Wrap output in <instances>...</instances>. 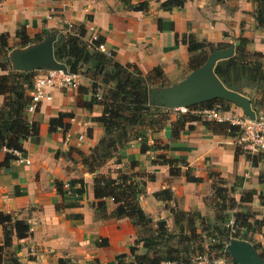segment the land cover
<instances>
[{
    "label": "crops",
    "instance_id": "0c3cea01",
    "mask_svg": "<svg viewBox=\"0 0 264 264\" xmlns=\"http://www.w3.org/2000/svg\"><path fill=\"white\" fill-rule=\"evenodd\" d=\"M165 1L0 0V34L8 36L7 46L11 48L7 58L9 71L14 70L10 57L18 48L15 38L18 28H24L30 39L42 33L47 34L45 38L53 35L54 44L58 36L74 35L82 27L81 40L86 44V54L84 58L79 56L77 65L79 70L83 62L84 69L81 74L75 72L77 86H56L47 91L50 99L39 102L30 116L37 126V135L23 140L22 152L0 166V213L8 215L11 223L21 221L28 227L26 237L17 239L13 227L6 226L9 243L3 249L4 257L18 264H57L58 260L116 264L115 257L119 255L131 261L135 256L159 254V244L148 247L142 241L145 234L142 227L132 225L127 218L111 216L114 208L111 199L104 201V209L94 207V178L113 179L120 173L140 183L137 204L150 219L151 231L161 222L166 236L185 229L188 233H202L203 230L194 226L203 222V216L216 220L208 201L214 190L213 182H221L232 193L234 206L229 210L234 221L237 214L253 215L240 222L242 236L232 239L250 244L264 263V166L258 155L240 150L237 135L214 130L210 121L197 114L199 108L190 107L187 113L176 114L158 107L132 129L141 130L142 138L131 134L92 173L83 163L105 137L96 121L101 116V108L89 101L92 83L100 73L109 71L110 62L130 72L136 69L142 76L159 68L165 82L173 86L191 72L188 68L191 59L203 58L204 52L209 55L232 47L230 58L260 65L264 73V23L258 24L250 1L183 0L180 8H163L161 4ZM140 3L146 4L142 10L135 8ZM92 34L111 53L109 59L104 58L110 62L99 65L92 61V55L100 54L88 44ZM190 37L212 49L188 52ZM238 38L246 40L244 51L239 53L235 51ZM251 52L261 56L254 57ZM6 74L8 71L0 70V76ZM259 85V90H250L253 99L245 93L249 90L238 93L249 100L254 114L264 108V83ZM107 88L106 85L102 91ZM29 90L25 91L27 98ZM2 102L3 96H0V107ZM231 111L235 117H244L241 109L232 103L223 115L229 116ZM59 114L65 116L64 128L49 130L48 120ZM24 115L26 118L25 111ZM158 145L164 148L163 154H158L162 150L157 149ZM143 146H153L154 150ZM5 153L0 150V162ZM161 155L181 161L173 166L176 168L173 173L157 159ZM18 157L28 160L29 164L17 162ZM76 180L82 182L81 194L75 193L78 184L71 183ZM56 186L61 187V194ZM162 190L169 195L165 201L153 195ZM175 215H184L185 220H178ZM184 222L186 228L182 226ZM211 230L216 236L214 229ZM3 242L4 229L0 225V246Z\"/></svg>",
    "mask_w": 264,
    "mask_h": 264
},
{
    "label": "trees",
    "instance_id": "16d2710c",
    "mask_svg": "<svg viewBox=\"0 0 264 264\" xmlns=\"http://www.w3.org/2000/svg\"><path fill=\"white\" fill-rule=\"evenodd\" d=\"M123 3H128L130 0H120ZM254 6L255 16L259 25L264 23V0H248ZM183 0H167L161 4L163 8L178 7L182 6ZM145 3L138 4L135 8L138 10L144 9ZM47 34L42 33L36 35L31 39L26 35L24 28H18L15 32V38L18 40L17 47L25 48L29 44L39 43L43 41ZM84 31L82 27L76 29L74 35H66L63 39V44L57 43L58 40L53 44V55L57 61L63 62L68 68L69 73H75L77 71V65L80 63V55L84 57L85 54V43L82 37ZM6 34H0V52L6 53L11 50L7 46ZM238 44L235 48L236 52H242L245 48V39L238 38ZM100 43L99 40L93 42L91 45ZM85 44V45H84ZM209 48L203 43L194 41L191 37L187 42L186 49L188 52L201 50L203 48ZM218 48H225L220 46ZM252 56L260 57L261 55L256 52H251ZM1 56V55H0ZM92 61L99 65H104L107 62L104 60V56L101 54H94L91 56ZM205 58H195L188 62V68L190 71L197 69ZM236 62V58H229L227 60L219 61L215 64L214 74L222 82V84L229 90L237 93H241L244 88L252 87L256 85V82L261 87L264 83V73L260 65L251 64L249 62ZM112 74L108 78L101 80L102 84L110 83L111 87L107 88L101 94V98L97 104L101 108V116L97 118V122L102 126L105 137L100 140L99 146L91 150L90 155L83 161L88 172L92 173L100 165H102L108 158L111 157L112 152H115L116 147L121 146L131 137H141V130L132 129L138 127L151 112L157 110L158 107L147 105V86L162 83L164 77L159 68H154L146 76H142L136 69L128 70L126 67H122L116 62H110L109 65ZM10 66L6 60L0 62L1 71H9ZM31 72H11L6 75L0 76V96H3V102L0 107V150H5L6 153L0 166L5 165L10 160L15 159L12 152L21 153L22 147L21 142L30 137L37 135V126L32 123L27 125L25 122L24 108L27 104L28 98L25 91L29 88V76ZM135 77V79L133 78ZM142 78V80L140 79ZM261 80H263L261 85ZM135 81V82H134ZM162 86L163 84H159ZM224 106L226 110L230 103L221 99H213L205 101L199 105L200 110L212 109L214 106ZM222 110V111H224ZM64 115L59 114L57 118H51L48 120V129L52 130L55 127L64 128L62 119ZM213 124L214 130L219 132L228 131L233 135H237V127L230 126L227 123H215L210 122V126ZM156 129V128H155ZM113 136L116 138L114 139ZM143 140V139H141ZM144 149L147 147L143 146ZM154 150V147L151 148ZM162 149L164 148H157ZM160 163L167 165L170 169V173L174 172V165H177L181 161L168 159L165 156H157ZM130 176L125 174H117L115 178L96 177L93 180V197L94 207L96 210L104 209L105 200L111 199L114 204V208L111 212V216L115 219L127 218L131 221L132 225L140 226L144 229V233L150 232L153 236L152 240L143 237L145 245L150 247L158 244L155 242L160 239L161 236L165 235L163 229V223L157 222V229L151 231L150 219H148L140 207L137 204V196L139 193L138 186L139 182L129 179ZM190 181H197L195 178H190ZM72 185L78 184L75 190L76 194H81L83 191L81 180L71 182ZM56 191L61 194V187L56 186ZM154 197H158L161 200H167L169 195L167 191L162 190L154 193ZM0 225L4 229V242L0 246V264H18L14 259L4 257L3 249L9 243L8 237L5 235L6 226H12L17 239L26 237L28 233V227L21 221H15L11 223L8 215L0 213ZM146 229V230H145ZM220 236L223 238L222 241L228 240L229 235L227 231H221ZM240 235H233L232 238H238ZM154 241V243H152ZM154 244V245H153ZM224 244H216L211 246L219 256L228 257L227 251L224 249ZM133 248L130 249L132 252ZM125 255H119L115 257L116 264H161L163 262H172L168 256L160 257L156 254L152 256L143 255L134 257L131 261H125ZM232 263V262H231ZM57 264H75L68 260H58ZM233 264V263H232Z\"/></svg>",
    "mask_w": 264,
    "mask_h": 264
},
{
    "label": "water",
    "instance_id": "95a60500",
    "mask_svg": "<svg viewBox=\"0 0 264 264\" xmlns=\"http://www.w3.org/2000/svg\"><path fill=\"white\" fill-rule=\"evenodd\" d=\"M54 39L53 35H49L43 41L27 49L13 51L10 57L13 69L23 72L44 69L66 72L64 64L54 58ZM232 52V47L211 52L197 69L192 70L177 85L165 90L148 91V104L171 109L192 107L205 101L221 99L237 105L243 116L253 120L254 112L250 109L249 100L237 92L227 89L214 74L215 64L230 58ZM225 250L234 264H264L255 254L252 246L245 242L229 239L225 245Z\"/></svg>",
    "mask_w": 264,
    "mask_h": 264
},
{
    "label": "rangeland",
    "instance_id": "374dc122",
    "mask_svg": "<svg viewBox=\"0 0 264 264\" xmlns=\"http://www.w3.org/2000/svg\"><path fill=\"white\" fill-rule=\"evenodd\" d=\"M63 39H65V36L64 37L62 35L58 36L57 43L63 44ZM33 45H35V44H30V45L26 46L25 48H15L14 51L24 50V49H27V48L33 46ZM10 51L6 53V57H3L4 56L3 51L0 52V55H1L0 56V62H3L4 60H6L8 58V56H10ZM85 54H83V55H85ZM102 56H104V58L109 59V57L105 56L104 54ZM202 56H203V58L206 59V57L208 56L207 52L202 53ZM58 62H60V61H58ZM81 69L82 70L84 69L83 62H81L80 68H79V70H77V73L81 74V72H82ZM11 72H14V70L12 71V69H11L10 71H8V73H11ZM37 73H38L37 71H31V74L29 76V82L30 83L32 81V77L34 75H36ZM108 73L109 74L111 73L110 68H109L108 72H105L103 74L100 73L99 78H97L95 83H92L91 88H90V90H91V98L89 101L90 104H97V102H99V100L101 98V94L104 92L102 90H104L106 85L108 87L112 86V84H110V83H107L105 85L101 83V80L109 77V75L106 76V74H108ZM133 78L135 79V77H133ZM140 79L142 80L141 77H140ZM262 82H263V80H261V84H262ZM30 83H29V85H30ZM159 84H163V85L160 86ZM251 86L252 87L242 89V90H249L248 92L245 91V93L247 95H249L250 98L253 99L254 95L250 92V90L251 89L252 90H259V87H258V85H251ZM169 87H171V86L169 84H167L164 80L162 83H157L155 85L147 86L146 90H148V91L149 90H160V89L165 90V89H168ZM98 90H100V91H98ZM148 91H147V99H148ZM95 92L99 96L98 95L96 96ZM200 104L201 103L196 104L192 107L199 108ZM217 107L220 110H224V106L217 105ZM188 108H190V107H187V109ZM231 112L232 113L230 115L233 118L234 117L233 111H231ZM256 112H257V108H256ZM113 138L115 139L116 137L113 136ZM157 147L159 148V145ZM162 152H163V150H158V154H163ZM115 153H113V155H115ZM213 187H214V190H213L211 196L209 197L210 199H209L208 203L212 209L213 217L216 218V220L212 221V220H210V217L203 216L201 218L203 220V222L200 223L201 222L200 221L199 224L197 222V225L194 226L195 229H198V230L200 229V231L203 230V232L201 231L202 233H200V232L195 233V231H194V233L192 231H190L188 233L187 229H185V231H178L176 234H172V233L168 234L167 233L169 236H166V235H165V237L161 236L159 240L155 241V242H158V244H159V254H158V252H156L158 256L163 257V258L168 256L174 264H194V263L198 262V258L205 257L206 259H215L218 257L217 256L218 253L214 249H211V246H214L216 244H220L221 242H223V244L226 245L227 241L229 239H232L233 235L242 236L241 231H239L240 230V228H239L240 222L244 219V217H251L252 218L253 215L251 213H248V212L247 213L245 212L241 215L237 214V218H236L237 221L235 222L234 218L232 216L233 213H231L229 210V208L232 209V207L234 206V203L232 200V198H233L232 193L228 192L227 189L223 188L222 183L219 181L213 182ZM175 218H177L178 220L180 218H182V220L183 219L185 220L184 215H175ZM182 224H183L182 226H185V228H186L185 222ZM253 225H256V224H254V222H253ZM212 228L214 229L215 233L217 234L216 236L212 235L213 234V232L211 230ZM224 230H226L227 234L229 235V238L227 241L226 240L222 241L223 238L220 236L221 231H224ZM151 235L152 234L150 232H147V234H144L143 237H146V238H149V240L150 239L152 240L153 236H151ZM152 243H154V241ZM154 244H156V243H154ZM224 249H225V246H224ZM151 255L152 254H150V256ZM227 259L230 260L229 256L227 257Z\"/></svg>",
    "mask_w": 264,
    "mask_h": 264
},
{
    "label": "built area",
    "instance_id": "2783aa9c",
    "mask_svg": "<svg viewBox=\"0 0 264 264\" xmlns=\"http://www.w3.org/2000/svg\"><path fill=\"white\" fill-rule=\"evenodd\" d=\"M96 35L92 34L88 38V44L97 41ZM94 50L110 57L111 53L104 47L102 43L94 45ZM38 73L32 77L29 86L28 101L24 108L25 122L27 125L32 124L31 115L35 112L37 104L42 100H49L48 90L56 86H64L67 88H75L77 86L78 75L75 73L62 72L61 70H38ZM176 114H184L188 112L187 107H177L168 109ZM197 114L201 115L205 120L215 123H227L230 126L237 127V145L240 150L249 155H258L264 166V108L254 114L253 120L247 119L245 116L233 117L231 115L224 116L223 111L215 106L212 109L198 110ZM80 138H78L79 140ZM141 139H138V141ZM17 156V152H12ZM17 162L28 165L29 161L22 158H16ZM198 264H232L224 257L215 259L198 258Z\"/></svg>",
    "mask_w": 264,
    "mask_h": 264
}]
</instances>
